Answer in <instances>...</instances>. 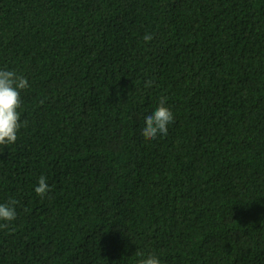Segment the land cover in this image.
Instances as JSON below:
<instances>
[{"label": "trees", "instance_id": "16d2710c", "mask_svg": "<svg viewBox=\"0 0 264 264\" xmlns=\"http://www.w3.org/2000/svg\"><path fill=\"white\" fill-rule=\"evenodd\" d=\"M0 70V264H264V0H0Z\"/></svg>", "mask_w": 264, "mask_h": 264}, {"label": "clouds", "instance_id": "9594fccd", "mask_svg": "<svg viewBox=\"0 0 264 264\" xmlns=\"http://www.w3.org/2000/svg\"><path fill=\"white\" fill-rule=\"evenodd\" d=\"M153 37L146 34L144 39L150 41ZM152 81L146 83V87H150ZM29 87L27 77L18 75L14 70H0V145H12L18 139V132L22 127L21 113L19 109L22 107L21 91ZM174 122V114L171 109L165 106L164 101L156 110L145 118V126L142 129V135L148 139H155L158 135H167L168 125ZM27 122H23L26 126ZM50 191V185L47 178L41 176L35 192L44 197ZM18 201L13 200L11 204H0V220L13 221L17 217L15 204ZM7 224L0 227H7ZM139 254V253H137ZM139 264H161V260L150 255L146 259H142Z\"/></svg>", "mask_w": 264, "mask_h": 264}]
</instances>
